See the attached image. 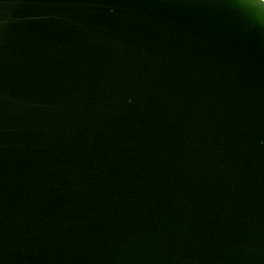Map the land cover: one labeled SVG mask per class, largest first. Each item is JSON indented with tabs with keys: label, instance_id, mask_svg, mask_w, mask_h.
<instances>
[{
	"label": "water",
	"instance_id": "95a60500",
	"mask_svg": "<svg viewBox=\"0 0 264 264\" xmlns=\"http://www.w3.org/2000/svg\"><path fill=\"white\" fill-rule=\"evenodd\" d=\"M0 264H264V0H0Z\"/></svg>",
	"mask_w": 264,
	"mask_h": 264
}]
</instances>
